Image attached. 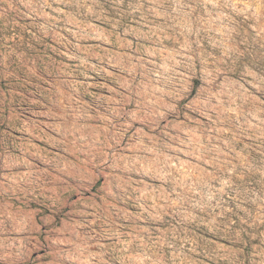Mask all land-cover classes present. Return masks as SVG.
Here are the masks:
<instances>
[{
  "label": "clouds",
  "instance_id": "1",
  "mask_svg": "<svg viewBox=\"0 0 264 264\" xmlns=\"http://www.w3.org/2000/svg\"><path fill=\"white\" fill-rule=\"evenodd\" d=\"M0 85V264H264V0H0Z\"/></svg>",
  "mask_w": 264,
  "mask_h": 264
},
{
  "label": "rangeland",
  "instance_id": "2",
  "mask_svg": "<svg viewBox=\"0 0 264 264\" xmlns=\"http://www.w3.org/2000/svg\"><path fill=\"white\" fill-rule=\"evenodd\" d=\"M62 35H63V33H62ZM69 39H70V37H69ZM45 43L48 44V45H53L54 44V42L52 40H47ZM89 43L95 44L96 41H89ZM40 51L43 53L45 51V49L44 48H41ZM48 54L51 55V52H48ZM54 59H58L59 60V59H61V57L56 56V57H54ZM65 62H67V61H65ZM36 71H37L38 75L42 78V80L40 82V86L41 87H47V85L45 83H43V81H46L47 80V77L44 75L43 72L40 71L39 68H37ZM33 83H36V81H33ZM91 83H92L91 91L98 92V93H102V94H107L106 93V88H108V87H114V84L109 79H107V78H101V77H98V76H94V78L91 81ZM101 85H104L105 88H101L100 87ZM0 86H2V85H0ZM4 91H5V93H7L8 89L7 88H4ZM16 91L17 92H20L21 89H16ZM17 111H18V114H20L23 117V113L19 112V110H17ZM26 122H27V120H26ZM44 122L47 123L48 121L45 120ZM13 135H17V133H13ZM32 143H34L36 145V147L38 149H41V150H44V149H48L49 148V146L46 143L41 142V140L38 139V138L37 139H34L32 141ZM93 191H95V189H93ZM206 238H208V237H206ZM217 242L218 243H223V241H217ZM39 255L41 257H43V252L41 251V253Z\"/></svg>",
  "mask_w": 264,
  "mask_h": 264
}]
</instances>
